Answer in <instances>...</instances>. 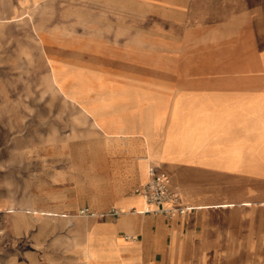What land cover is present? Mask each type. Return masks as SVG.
Segmentation results:
<instances>
[{
  "label": "crops",
  "instance_id": "1",
  "mask_svg": "<svg viewBox=\"0 0 264 264\" xmlns=\"http://www.w3.org/2000/svg\"><path fill=\"white\" fill-rule=\"evenodd\" d=\"M47 85L34 116L87 121L39 146L54 176L26 212L69 230L49 262L264 264V0H0V126L24 133ZM151 167L185 215L146 212Z\"/></svg>",
  "mask_w": 264,
  "mask_h": 264
},
{
  "label": "rangeland",
  "instance_id": "2",
  "mask_svg": "<svg viewBox=\"0 0 264 264\" xmlns=\"http://www.w3.org/2000/svg\"><path fill=\"white\" fill-rule=\"evenodd\" d=\"M50 97H54L51 85L46 86L45 98L42 95V99L37 100L33 99L32 94L30 95L27 103H29L31 116L29 125L26 124L24 127V133L21 124L19 127L14 125L10 128L6 125L0 126V264H38V255L41 256L43 253L47 256L46 264H53V261L49 262L53 257L48 255L62 252L60 241L54 240V234L61 231V235H68L69 232L63 228L54 229L55 224L58 226L65 224L63 220L60 222V217L26 212L27 209L34 210L45 200L38 195L41 179L45 176L46 179L54 176V173H44L42 159L44 149L39 146H42L45 141L86 139L84 130L87 127V121L80 111L76 116V122L79 129L83 131L77 133H70L69 120L64 116L56 119L52 116H34L37 109L49 110L52 114L53 102L49 100ZM55 120L57 122L61 120V128L56 130ZM20 139L25 140V145L28 147L23 149L9 147L12 144L11 141ZM63 151L66 153L63 156H70L71 151L75 150L64 149ZM69 215L72 217L68 220L76 218L78 221L85 222L95 221L97 218L81 214V211ZM82 230L78 231V236L84 235ZM43 234L45 235L44 244L41 239ZM61 247H64L63 244Z\"/></svg>",
  "mask_w": 264,
  "mask_h": 264
},
{
  "label": "built area",
  "instance_id": "3",
  "mask_svg": "<svg viewBox=\"0 0 264 264\" xmlns=\"http://www.w3.org/2000/svg\"><path fill=\"white\" fill-rule=\"evenodd\" d=\"M143 196L148 205L146 212L162 213L170 218L185 215L190 208L183 205L180 194L172 189L171 179L168 174L158 171L155 167L150 168L147 182L138 186L135 190ZM153 206L154 208H150ZM120 211L113 209L110 215H119ZM81 214L95 216V213L84 209Z\"/></svg>",
  "mask_w": 264,
  "mask_h": 264
}]
</instances>
